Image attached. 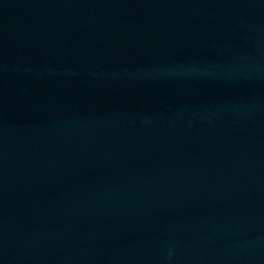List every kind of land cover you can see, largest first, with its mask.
I'll return each mask as SVG.
<instances>
[{
  "label": "water",
  "instance_id": "water-1",
  "mask_svg": "<svg viewBox=\"0 0 264 264\" xmlns=\"http://www.w3.org/2000/svg\"><path fill=\"white\" fill-rule=\"evenodd\" d=\"M0 264H264V0H0Z\"/></svg>",
  "mask_w": 264,
  "mask_h": 264
}]
</instances>
